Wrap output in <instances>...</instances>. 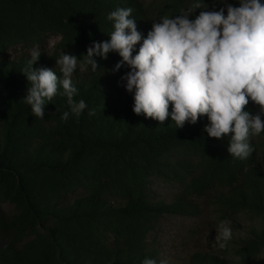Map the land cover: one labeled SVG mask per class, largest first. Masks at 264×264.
Returning <instances> with one entry per match:
<instances>
[{"label":"trees","instance_id":"16d2710c","mask_svg":"<svg viewBox=\"0 0 264 264\" xmlns=\"http://www.w3.org/2000/svg\"><path fill=\"white\" fill-rule=\"evenodd\" d=\"M159 3L168 15L185 6ZM120 7L132 8L146 37L156 18L141 0H0V264H264V134L240 160L228 153L227 138L208 137L206 117L176 129L170 117L161 124L136 115L120 81L128 69L110 71L121 60L117 53L96 57L95 73L90 66L74 73V99L88 105L79 117L61 120L69 110L63 95L46 102L43 119L24 102L29 49L41 50L33 68L61 77L56 58L76 55L83 63L93 41L110 39L107 16ZM52 33L61 38L50 51L43 45ZM245 110L255 115L259 106L250 101ZM153 177L176 184L177 193L163 197L151 187ZM210 190H217L222 219L239 212L256 219L230 241L236 263L208 251L183 255L153 236L168 213L197 215L195 198Z\"/></svg>","mask_w":264,"mask_h":264},{"label":"clouds","instance_id":"9594fccd","mask_svg":"<svg viewBox=\"0 0 264 264\" xmlns=\"http://www.w3.org/2000/svg\"><path fill=\"white\" fill-rule=\"evenodd\" d=\"M220 2L224 7L208 10L205 0H185L177 15L152 19L146 37L137 29L132 8H117L107 16L113 29L110 39L93 41L83 63L76 55L61 53L56 58L61 77L52 69L33 68L41 50L29 49L28 66L22 71L30 84L24 102L32 115L43 119L46 102L63 95L69 110L61 120L79 117L88 105L74 99V73L85 66L95 73L96 57L106 60L117 53L121 60L110 71L128 69L120 81L133 94L136 115L161 124L170 117L176 129L206 117L208 137L227 138L228 153L248 159L255 151L253 138L264 134V0H238L239 6ZM197 9H203L199 15ZM250 101L259 106L255 115L245 110ZM88 115L95 113L89 110ZM232 238L231 222L221 221L219 247L226 248ZM142 264L157 261L145 258Z\"/></svg>","mask_w":264,"mask_h":264},{"label":"rangeland","instance_id":"374dc122","mask_svg":"<svg viewBox=\"0 0 264 264\" xmlns=\"http://www.w3.org/2000/svg\"><path fill=\"white\" fill-rule=\"evenodd\" d=\"M152 10V15L158 19L160 16L168 15L167 9L162 8L159 0H141ZM159 3V4H158ZM226 11V10H225ZM61 36L55 33L49 35L44 43V48L53 51ZM18 51H23V47H19ZM264 163V158L260 159ZM151 187L165 198L174 196L178 187L172 182L164 179L153 177ZM217 190H210L204 196L195 198L200 212L195 216H186L181 214H166L162 217L160 228L153 234L156 235L163 243L168 244L180 252L181 254L194 251L214 252L218 255L236 263V255L230 241L228 246L221 249L217 243V227L221 221L228 220L231 222L233 236L244 234L247 225H251L256 220L251 214L237 213V218L222 219L217 203L215 202V194ZM9 210V205H5ZM264 261V254L261 256ZM181 264V262H178Z\"/></svg>","mask_w":264,"mask_h":264}]
</instances>
